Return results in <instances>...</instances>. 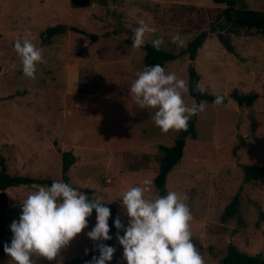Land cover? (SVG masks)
<instances>
[{
  "label": "rangeland",
  "instance_id": "374dc122",
  "mask_svg": "<svg viewBox=\"0 0 264 264\" xmlns=\"http://www.w3.org/2000/svg\"><path fill=\"white\" fill-rule=\"evenodd\" d=\"M245 1L251 9L264 11V0ZM91 2L74 8L71 0H0V153L12 174L56 181L62 180L63 152L72 151L77 161L69 172L70 183L91 190L93 198L102 197L127 227L123 193L147 179L152 181L150 198L159 195V146L171 147L181 133L162 132L152 119L154 110L141 109L129 93L146 56L143 48L132 46L134 30L144 20L157 29L146 35V43L162 38L161 50L179 54L210 30L225 5L213 0ZM57 25L81 32L44 41V31ZM26 30L36 37L34 43L46 61L38 65L35 80L24 76L14 50V41ZM177 33L183 46L171 42ZM232 42L234 54L210 34L195 60L199 85L214 96L239 91L259 99L252 108H240L232 99L221 105L207 103L197 115V139L187 140L184 157L167 181L168 191L189 197L192 238L206 264H219L231 243L264 257V176L245 183L242 168L264 166V38L254 34L233 37ZM189 63V56H182L164 68L188 82ZM73 78L74 89L68 84ZM183 98L189 106L196 102L189 91ZM35 186L8 190V209L0 223L3 245H10V225L19 220L21 203ZM238 192L243 222L237 217L224 221V210ZM88 220V227L57 260L39 259L36 264H68L97 252L95 245L101 242L87 236L96 215ZM119 235H124L123 229ZM116 237V264H127ZM0 264H13L4 251Z\"/></svg>",
  "mask_w": 264,
  "mask_h": 264
},
{
  "label": "clouds",
  "instance_id": "9594fccd",
  "mask_svg": "<svg viewBox=\"0 0 264 264\" xmlns=\"http://www.w3.org/2000/svg\"><path fill=\"white\" fill-rule=\"evenodd\" d=\"M138 23L132 37V46L137 49L145 45L147 34L157 31L142 19ZM35 39L26 30L23 37L14 41L23 74L32 80L36 79L38 65L46 63L43 50L34 43ZM171 42L178 46L184 44L179 33L172 36ZM151 43L159 51L164 41L156 38ZM136 77L129 93L141 109L154 110V124L164 133L187 131L191 118L206 110L207 101H193L189 106L183 98L189 91L188 82L159 64L146 66L136 73ZM195 90L200 94L205 92L199 84ZM213 103L221 105L223 97L217 95ZM35 188L21 203L19 220L10 225L13 234L10 245H4V252L13 264L57 260L61 251L88 227L93 210L96 224L87 236L93 242L101 243L95 245L99 256H94L91 264H108L112 260L116 249L102 243L113 238L108 223L111 210L105 206L107 203L102 197L90 199L62 180ZM151 192L152 181L146 179L141 186L130 187L123 193L121 204L129 217L128 226L125 227L119 217L114 226L127 264H206L192 240L193 216L187 204L188 195L168 191L167 195H157L153 199ZM121 229L124 231L122 236L119 235Z\"/></svg>",
  "mask_w": 264,
  "mask_h": 264
},
{
  "label": "trees",
  "instance_id": "16d2710c",
  "mask_svg": "<svg viewBox=\"0 0 264 264\" xmlns=\"http://www.w3.org/2000/svg\"><path fill=\"white\" fill-rule=\"evenodd\" d=\"M216 4L225 5V8L219 12V15L210 24L209 31H203L196 36L191 42H189L186 49L182 50L179 54H172L163 50L157 51L152 44L146 43L143 47L146 51L144 64L146 66H152L159 64L162 67L169 62L175 61L179 57L189 56L190 63L188 66L189 72V94L196 100L207 101V103L214 104L213 101L216 96L210 94L205 90L203 94L197 92L196 85L200 84L201 77L196 69L195 60L197 58L199 50L204 46L210 34H215L221 43V45L231 53H236V48L232 42L233 37H242L250 35H260L264 38V11L254 10L249 7L245 0H213ZM91 0H71V5L74 8H85L91 5ZM72 31L80 33L81 31L76 27H69L65 25H57L47 28L42 34L44 41H51L52 39L65 35L67 32ZM92 42L97 41V36H91ZM128 44H131L128 41ZM87 49L86 47L83 50ZM223 97V103H227L228 99L234 100L240 108H252L256 101L259 99L257 94H241L239 91L232 92L228 97ZM197 115L193 116L189 121L187 131H181L178 138L175 140L171 147L164 145L159 146L161 157L159 159L158 173L155 178V186L158 190L159 196L167 195V181L172 171L181 163L187 140L192 138L197 139ZM77 158L72 151L63 152L62 154V181L70 184L73 188L85 193L90 199L92 197V191L89 189H82L74 186L70 183L69 172L71 167L76 163ZM244 170V182H252L260 179L264 176L263 165H242ZM55 180L32 178L29 176L12 174L7 165L6 158L0 153V223L8 209L9 198L8 190L14 187L20 186H51V183ZM241 189V188H240ZM111 210V216L109 218L110 235L113 237L110 240L108 246H112L116 249L110 264H116L118 262V245L115 242V237L118 230L114 226V221L117 218L115 210L109 205L105 204ZM241 206L240 192H238L232 199L231 203L225 208L223 213V220H230L239 218L240 223L243 219L239 216ZM93 215H96L93 210ZM193 240V238H192ZM193 243L195 241L193 240ZM4 251V245L0 242V254ZM99 256V251L89 253L83 260L75 259L68 264H91L93 257ZM219 264H264V257L262 255H251L249 253L241 251L236 245L230 244L227 248L225 257Z\"/></svg>",
  "mask_w": 264,
  "mask_h": 264
},
{
  "label": "crops",
  "instance_id": "0c3cea01",
  "mask_svg": "<svg viewBox=\"0 0 264 264\" xmlns=\"http://www.w3.org/2000/svg\"><path fill=\"white\" fill-rule=\"evenodd\" d=\"M76 80H77L76 78H73V79H71V80L68 81V84L71 83V84H70V87H71V88H73V87L76 85V82H75ZM74 88H75V87H74ZM74 88H73V89H74Z\"/></svg>",
  "mask_w": 264,
  "mask_h": 264
}]
</instances>
